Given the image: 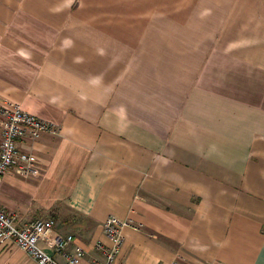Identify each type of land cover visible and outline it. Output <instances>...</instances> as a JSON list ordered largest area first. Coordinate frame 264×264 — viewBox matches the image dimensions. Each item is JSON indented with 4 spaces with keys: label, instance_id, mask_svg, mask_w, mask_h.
Returning a JSON list of instances; mask_svg holds the SVG:
<instances>
[{
    "label": "crops",
    "instance_id": "crops-1",
    "mask_svg": "<svg viewBox=\"0 0 264 264\" xmlns=\"http://www.w3.org/2000/svg\"><path fill=\"white\" fill-rule=\"evenodd\" d=\"M3 100L59 129L2 179L17 226L52 220L81 264L109 216L137 228L114 264H264V0H0Z\"/></svg>",
    "mask_w": 264,
    "mask_h": 264
},
{
    "label": "built area",
    "instance_id": "built-area-1",
    "mask_svg": "<svg viewBox=\"0 0 264 264\" xmlns=\"http://www.w3.org/2000/svg\"><path fill=\"white\" fill-rule=\"evenodd\" d=\"M0 121V184L4 175L10 170L22 176L35 174V156L31 152L20 150L19 145L22 142L35 141L42 135H56L59 131L58 127L7 100L0 102ZM53 226L52 220H35L24 227H19L15 217L0 210V248L6 245L16 247L37 264H81L84 249L75 246L72 252H67L73 237L56 233ZM127 227L137 229L131 226L130 222L114 216L105 219L102 229L108 245L102 243L95 245V249L103 257L101 264H114L121 252L123 230ZM40 244H43L53 255H60L64 262H58Z\"/></svg>",
    "mask_w": 264,
    "mask_h": 264
}]
</instances>
